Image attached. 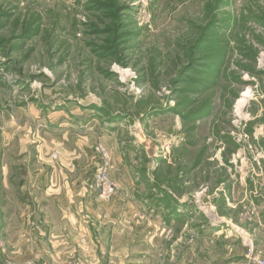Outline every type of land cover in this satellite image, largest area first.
Returning a JSON list of instances; mask_svg holds the SVG:
<instances>
[{
  "label": "rangeland",
  "instance_id": "rangeland-1",
  "mask_svg": "<svg viewBox=\"0 0 264 264\" xmlns=\"http://www.w3.org/2000/svg\"><path fill=\"white\" fill-rule=\"evenodd\" d=\"M100 1L0 0V175L12 176V236L17 159L92 128L91 150L99 162L97 149L107 150L117 185L103 201L91 178L99 203L144 204L141 216L159 204L161 218L171 210L186 221L172 234L203 229L206 240L211 225L231 223L253 245L248 232L264 228V0H116L115 19ZM116 26L123 36L104 32ZM5 218L0 207V264H54L45 244L38 260L20 259L35 242L8 241ZM227 246L216 243L222 259Z\"/></svg>",
  "mask_w": 264,
  "mask_h": 264
},
{
  "label": "crops",
  "instance_id": "crops-1",
  "mask_svg": "<svg viewBox=\"0 0 264 264\" xmlns=\"http://www.w3.org/2000/svg\"><path fill=\"white\" fill-rule=\"evenodd\" d=\"M92 131L90 128L83 136H71L73 139L66 135L62 142L54 140L52 148L48 149L36 144L35 150L33 146L29 149L33 155L24 154L20 160L17 159L18 165L13 167L18 170L15 188L21 195L22 213L19 233L13 236L7 220L11 217L13 204L8 196L12 176H8L7 171L0 175L4 191L0 207L6 217L4 228L9 224L4 229L5 236L13 242L18 235L20 250H26L29 242H35V253H31L35 255L23 253L18 255L20 259L34 257L38 260L39 250L45 244L54 264H163L173 258L181 259L179 264H184L182 258L186 257L195 258V264H248L246 254L238 253L232 246L236 241L248 251L252 247L257 255L264 256L262 227L253 233L248 232L253 245L235 235L231 231V223H226L227 231L226 228H216V224L211 225L215 228L212 231L216 232L206 240L203 229L192 235L172 234L175 224H182L184 219L171 216V210L168 217L161 218L159 211H154L161 208L159 204L156 206L159 208L148 207L146 216H141L144 204L122 200L99 203L89 191L90 179L99 163L91 150L93 145L90 146ZM12 134V130L6 131L7 136ZM72 140L79 145L74 150L71 149ZM51 152L57 155L56 159ZM1 164L0 157V169L2 167L3 170ZM220 239L228 244L227 255L223 259L215 250ZM206 245L212 247L211 261L205 256ZM57 258L58 261L55 260Z\"/></svg>",
  "mask_w": 264,
  "mask_h": 264
},
{
  "label": "built area",
  "instance_id": "built-area-1",
  "mask_svg": "<svg viewBox=\"0 0 264 264\" xmlns=\"http://www.w3.org/2000/svg\"><path fill=\"white\" fill-rule=\"evenodd\" d=\"M97 150L100 154V164L92 177L90 190L96 191L100 200L110 201L117 193V185L111 179V159L106 149L99 147ZM54 156L56 158V155ZM246 256L251 264H264V256L257 255L252 248Z\"/></svg>",
  "mask_w": 264,
  "mask_h": 264
},
{
  "label": "trees",
  "instance_id": "trees-1",
  "mask_svg": "<svg viewBox=\"0 0 264 264\" xmlns=\"http://www.w3.org/2000/svg\"><path fill=\"white\" fill-rule=\"evenodd\" d=\"M116 0H102L98 2L97 8L101 11H103L105 14L112 16L113 19H115L116 15L119 14V7L116 6L115 4ZM103 32V31H101ZM106 34H111L113 33L115 38L123 36L122 34L120 35V31L118 30V27H114L112 29H107L104 30ZM25 36H30L32 34L31 29H27L26 32L24 33ZM111 47L107 44L105 47L102 48V52L105 53L106 51H112Z\"/></svg>",
  "mask_w": 264,
  "mask_h": 264
}]
</instances>
